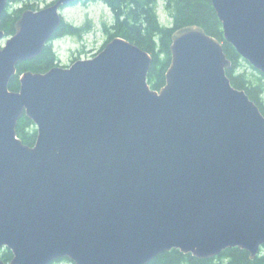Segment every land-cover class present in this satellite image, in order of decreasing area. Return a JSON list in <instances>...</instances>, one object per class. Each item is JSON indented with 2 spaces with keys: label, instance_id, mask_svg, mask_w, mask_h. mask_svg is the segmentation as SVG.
<instances>
[{
  "label": "water",
  "instance_id": "obj_1",
  "mask_svg": "<svg viewBox=\"0 0 264 264\" xmlns=\"http://www.w3.org/2000/svg\"><path fill=\"white\" fill-rule=\"evenodd\" d=\"M80 0L24 10L0 30V264H148L264 247V116L198 26L171 37L165 84L149 53L113 37L90 59L26 71ZM224 39L264 76V0H210ZM8 0H0V17ZM5 40V43L2 42ZM36 140L18 138V120Z\"/></svg>",
  "mask_w": 264,
  "mask_h": 264
},
{
  "label": "trees",
  "instance_id": "obj_2",
  "mask_svg": "<svg viewBox=\"0 0 264 264\" xmlns=\"http://www.w3.org/2000/svg\"><path fill=\"white\" fill-rule=\"evenodd\" d=\"M24 1L8 0L7 5L15 4L10 9L6 8L0 17V30L4 31L6 37L14 34V24L21 13L26 8H31L26 4L22 7L21 4ZM89 1L101 2L113 14L114 21L112 25L103 26L108 35L105 44L113 37H120L151 55L152 63L147 74V82L153 90H159L165 84V73L171 60L169 47L173 33L187 26L202 28L207 35L221 43L223 52L231 63L225 74L232 87L244 91L264 116V76L259 73L258 75L248 74L242 69L246 63L234 47L225 41L221 23L210 0H163L164 8L171 20L170 25L160 23L157 16V0ZM16 4L19 8L13 10ZM10 11H13V13L11 14ZM79 31L80 29L72 24H60L54 38L78 34ZM54 66H58V58L51 45L48 44L39 56L21 62L16 66V75L11 78L8 84L9 90L13 92L19 90V77L22 73L26 71L44 73ZM16 132L23 144L27 146L34 145L36 129L31 120L22 116L17 122ZM0 254L5 262H9L12 258V253L6 249H3ZM148 264H264V247L260 249L257 257L253 260L250 259L248 252L238 248L227 249L214 258L204 260L173 249L159 254Z\"/></svg>",
  "mask_w": 264,
  "mask_h": 264
},
{
  "label": "rangeland",
  "instance_id": "obj_3",
  "mask_svg": "<svg viewBox=\"0 0 264 264\" xmlns=\"http://www.w3.org/2000/svg\"><path fill=\"white\" fill-rule=\"evenodd\" d=\"M55 0H25L21 6L25 4L31 8L26 10L37 11L51 5ZM15 3H13L14 5ZM7 5V9L13 7ZM16 4L14 9H18ZM157 16L162 25H170L171 20L164 8L163 0L156 2ZM12 14L13 11H10ZM61 16L64 22L72 24L80 29L79 33L69 36L57 38L51 43V47L55 51L58 58V66H68L72 62L79 59H90L97 54L108 39L104 25H112L114 21L111 10L101 2H91L89 4L73 5L63 11ZM5 43V40L2 44ZM243 66V70L248 74L254 73L258 75V71L254 70L247 62ZM260 74V73H259ZM264 99V97H263ZM52 264H72L68 260L54 262Z\"/></svg>",
  "mask_w": 264,
  "mask_h": 264
},
{
  "label": "flooded vegetation",
  "instance_id": "obj_4",
  "mask_svg": "<svg viewBox=\"0 0 264 264\" xmlns=\"http://www.w3.org/2000/svg\"><path fill=\"white\" fill-rule=\"evenodd\" d=\"M57 0H55L54 2H56ZM53 2V3H54ZM52 3V4H53ZM89 4V3H91L89 0H81V1H79V2H75V3H72V4H69L68 6H66V7H63V8H61V10L60 11H63V10H65V9H67V8H69V7H71V6H73V5H77V4ZM61 24H64V25H70L69 23H66V22H64L63 21V19H62V21H61ZM55 35V34H54ZM54 40H56V38H54V36L52 37V39L50 40V45H51V43L54 41Z\"/></svg>",
  "mask_w": 264,
  "mask_h": 264
}]
</instances>
